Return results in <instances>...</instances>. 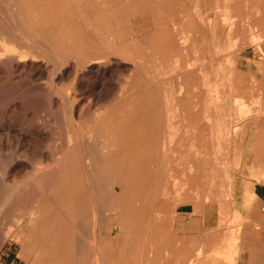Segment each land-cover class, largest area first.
<instances>
[{
    "label": "bare ground",
    "instance_id": "6f19581e",
    "mask_svg": "<svg viewBox=\"0 0 264 264\" xmlns=\"http://www.w3.org/2000/svg\"><path fill=\"white\" fill-rule=\"evenodd\" d=\"M158 1L0 0V250L9 239H20L21 235L26 240L25 247L34 251L38 264H123L121 258L118 260L115 241L112 246L105 242L106 248H110L107 251L106 245L100 243L101 233L106 230L111 234L117 228L135 234L136 241H143L140 235L150 234L146 242L155 241L164 247L167 243L160 241L161 244L158 238L161 235L166 241L171 235L167 231V222L171 223L167 217L172 216L169 210L172 200L165 196L172 197L167 192L179 189L176 182L180 179L178 174L187 179L184 181L187 184L181 181L182 191L191 185V189H196L186 190L194 194L204 185L215 184V181L210 183L213 182L211 178L220 174L228 183L221 178H216V181L228 184L227 189H224L225 184L218 185L225 190V196H230L235 191V169L230 162L232 160L233 165H238L240 160L236 156L231 159L232 155L229 157L228 154L232 145L236 148L238 145L233 142L239 138L232 142L233 136L241 135L240 153L250 145L254 163L264 159L263 119L259 124L251 122L254 125L251 130L261 128L254 136L248 133L251 123L235 126L233 123L237 122L232 118L237 107L233 109V105L236 102L234 106H237L242 96L239 99L235 97L237 102L228 95V99L222 102L216 95L222 89L221 82L218 75L210 79L204 58L201 57L202 60L194 62V65L189 62L200 55L203 25L217 26L223 36L227 28L231 29L234 20L230 19L233 18L230 10L237 0H203L194 5L203 7V12L200 17L202 23L196 24L193 31V46H187L179 27L165 37L156 32L164 25L162 18V23L156 18L161 25L159 28L156 20L143 17L144 10H140H152ZM170 1L163 0L161 5L167 3L171 8ZM175 1L172 6H176ZM175 8H171L175 15L187 14V5ZM159 10L156 7L151 13L157 16ZM176 21L179 23V19ZM155 33L160 35H156L160 37L158 41L153 38ZM218 58L215 56L212 62L218 63ZM225 65L220 66L223 71L226 70L223 68ZM220 70L217 69L218 72ZM230 72L234 77V71ZM217 74L222 77L221 72ZM227 79L226 82L229 81ZM229 84L231 82L227 84L230 88H236ZM229 87L225 89L230 91ZM244 100L238 106L243 103L244 108L248 104ZM260 102L263 105L264 101ZM30 107L35 109L33 116L36 119L29 122L33 118L28 119L24 115ZM238 110L242 111V108L238 107ZM261 112L264 114L263 110ZM44 113L45 116L42 115ZM178 134L181 135L179 139ZM185 134H189L196 144L199 142L195 149V142L190 147ZM236 148L233 147L234 151ZM205 179L210 181L205 183ZM208 188L205 186L210 194L208 191L212 189ZM186 192L183 197L187 195L188 198L190 192ZM196 194L190 203L195 204V212L201 214L204 204L197 200L199 195ZM201 194L204 195L203 191ZM215 196L208 199L213 201ZM255 196L251 192L245 193L244 204L249 197ZM178 198L177 203L179 200L185 202ZM226 198L219 210L224 215L230 214V209L223 212L226 204L229 207L233 204L231 197L228 201ZM218 199L216 197V201ZM234 210L231 223L233 217L237 219L240 215L238 210ZM158 212L161 214L157 215ZM165 212L168 213L166 222L165 219H157ZM156 219L159 223H166V227L163 224L160 230ZM221 222L219 220V224ZM260 224L264 227V217ZM229 233L236 234L233 229ZM177 236H171V241L167 238L169 249L173 250V240L175 246L183 248L184 240H188L187 244L185 242L188 246L194 238L193 234V237L185 235L187 238L182 235V241L180 235ZM250 236L241 237L242 241L262 245V251L254 260L255 264H264V228ZM152 237L155 238L151 240ZM178 238L183 242L179 246L180 240L178 244L175 240ZM238 240L234 238L231 245H237ZM140 243L132 246L135 254L139 253L138 249L142 252L150 246L147 243L148 246L142 250L146 243ZM151 248L147 249L150 251ZM145 251L148 252L144 250L139 256L144 254V257ZM133 254L130 257L135 259L137 256ZM150 254L146 256L153 259L144 258L154 262L159 259V255L156 258L155 253ZM136 260L133 262H141V258Z\"/></svg>",
    "mask_w": 264,
    "mask_h": 264
},
{
    "label": "rangeland",
    "instance_id": "374dc122",
    "mask_svg": "<svg viewBox=\"0 0 264 264\" xmlns=\"http://www.w3.org/2000/svg\"><path fill=\"white\" fill-rule=\"evenodd\" d=\"M168 1H170V0H168ZM174 1L175 0L170 1L169 5H171V8L172 9H176L175 7H178L181 4L182 5L183 4L187 5V11L185 12L187 14H183L180 17H179L178 14L175 15V13L172 11L170 6H167L168 5L167 3L161 5L163 0H159L158 3L156 4L157 10H159L161 8L159 11H157L158 15L157 16L155 15L156 17L154 16V13H151V11L153 12V10L156 7H154L152 10L142 9L140 11L144 10V13L142 12V15L146 19H148V20H152V19L156 20L155 22L158 24L159 28L161 27V25H159V24L162 23V21H164V25L162 26V29L161 28L160 29L156 28V30L158 29L159 31L160 30L161 31L159 32L157 30L156 32H158V33H160V34H162L163 36L166 37L172 31H174L177 27H179L180 28V32L185 36L187 42L189 43V44L187 43V46H189V45L193 46V43H194L193 39H195V35H194L193 31L195 30L196 24H201L202 23V20H201L200 17H201V13L203 12V7H195L194 5L197 4L199 1H203V0H176L175 1L176 6H172L174 4L173 3ZM205 1L206 2H209V1L218 2V0H205ZM236 2H237V4L233 5L231 10H230V13H231L230 15L233 16V18H234V19L233 18H230V19L234 20V24L231 27V29H230V27L226 29V32H225L224 36H223V34L221 33L220 29L217 26H211V25L210 26H204L202 24L203 25L202 27H203V30H204V34H203L204 36L202 37V40H201L202 48L199 50V54L200 55H196L195 54L196 56L194 55L195 57L191 58L190 59L191 61H189V62H191V65H194V62L196 63V62L202 60L201 57L204 58L203 61L206 64L208 63L207 66H208V70H209L210 79H212L216 75H218V78H219V81L221 82V84L223 83L222 81H224L225 86H224V84H222L223 86L220 84V88H222V89H220V93L216 94V95H219L218 96L219 98L217 96H216V98L220 99L222 102H225V100L228 99V97H227L228 95L230 96L231 99L232 98L236 99L235 97H237L239 99L241 96H242L241 99H243V97L246 99V100H244V99L243 100L245 101V104L248 103L247 105H249V106L245 105L248 108L245 107V106L243 108L242 104L244 102L241 99H239L240 102L238 104H240L241 101L243 103L240 106H238V104H237V106H234V105H236V102H235V104L233 105V109H235L236 107L238 109V107H240V108H242V111L241 110L237 111V109H235L236 110V111H234L235 115H233L234 117L232 118L234 120V121L232 120L233 122H237L236 124L233 123L235 126H241V125L244 126V125H246V122L251 123L252 121H254L253 124H255L256 122H257V124H259L262 121V119L264 121V117H263L264 114H261L262 110H263V113H264V109H263V107H264L263 106L264 105L263 101L264 100H260V99H263V97H264V93H263L264 92V54H263V51H262L263 48H264V19H262V18H264V0H263V2H262V0H249V1L248 0H237ZM238 2H239L240 6L238 5ZM260 3L262 4V6H259V5H261ZM157 5L160 6V7H158ZM253 6L255 7V9L253 8ZM169 9H170V11H169ZM261 10H262V12H261ZM149 13L153 14L152 16H154L155 19H154V17L152 18L151 14H149ZM140 14H141V12H140ZM241 14H242L241 17L243 18V20H242V18H240ZM253 14H254V16H252ZM254 17H255V19H254ZM156 18L158 19V21H161V20L162 21L159 23V22H157ZM160 18H162V19L160 20ZM176 18L179 19V23L176 21L177 20ZM248 19H249V21H247ZM253 20H256V22L259 23L260 25L258 26V24L255 21L251 22ZM183 21H184V23H183ZM191 25H193V26H191ZM256 27H258V28H256ZM252 28H254V29H252ZM250 29H252V30L250 31ZM239 30L242 33L241 32L239 33ZM158 33H155L154 36H156ZM233 33H234V35H233ZM257 35L260 36V38H257L258 37ZM153 38H155L154 39L155 41H158V39H160V37H157V36L153 37ZM203 40H204V42H203ZM157 54H158V51H157ZM215 56L219 57L218 59L220 60V61L218 60V63L216 62V64H214V62H212L213 58ZM222 61L225 62L226 65ZM209 62H210L211 65L209 64ZM220 62H222V63H220ZM221 65H225V66H223V68L226 67L225 71H223L224 69L220 68ZM227 65L230 66V67L229 66L228 67L231 68L230 70H232V72L234 71L232 73V75H234V77L230 76L231 72L228 69ZM212 66L215 67L216 69L213 68ZM218 66H219V68H218ZM217 69H218V71L221 69L220 72L222 73V77H220L221 74H217V73H220V72L217 71ZM214 71H215V73H214ZM210 72L211 73L213 72L214 74L213 73L211 74ZM227 76L233 77L234 79L233 78L231 79V78H229ZM24 77H26V76L24 75ZM225 78L226 79L228 78L227 80H229V81L226 82ZM210 79L208 78V80H210ZM230 79H231V81H230ZM225 82L227 84H228V82L229 83L231 82V84H232V82H235L236 84L233 83L234 85L232 84L233 86H231V87L236 86V88H234V89L230 88ZM25 84H27V83H25ZM231 84H229V85H231ZM225 87H229V89H231V90L227 91L228 88L225 89ZM233 91H235V92H233ZM229 93H231V94H229ZM233 93H236L237 95L236 94L232 95ZM261 94H263L262 98H261ZM259 95H260V97H259ZM32 96H34V95H32ZM248 96H249V98H248ZM257 96H258V98H257ZM33 98H35V97H33ZM257 99L260 100L263 103V105L259 104L260 101L257 102L258 101ZM38 101L39 100H37V103H38ZM236 101L238 102L237 99H236ZM226 104H227V102H226ZM259 105L263 106L262 109H261V106L259 108ZM37 107H38V105H37ZM245 108L249 110L248 113H246L248 110H246ZM250 108H251V110H250ZM258 109H260L261 111L260 110L257 111ZM28 110L26 112L27 115H24V116H27V118L29 117L28 119L33 118L31 120H28L26 118L29 122L32 121V120L35 121L36 118L34 119L35 116H33V115H35V113H34L35 109L30 107ZM243 111H244L245 114H243ZM240 112H242V115H241ZM237 113L240 114V115H238ZM257 113H259V114H257ZM42 115L45 116L46 114L44 113ZM17 116L18 115L16 114L15 117H17ZM255 119L259 120V121H255ZM253 124L251 123V126L249 125V129L250 130H248V133H250L251 136L257 135L261 131V128H259V127L257 129H255V130H251L252 126H254ZM180 134H182V133H180ZM180 134H178L179 136H177L178 139L181 136ZM185 135L188 136V140L187 141H189L188 144H189L190 147H192V145L195 142V144L193 145L194 149H195L196 146H198L199 142H198V144H196V141H194V140L191 141L192 138L189 136V134H185ZM238 136L239 135H237V137L235 136L236 139L233 136L234 139L232 140V142L237 140L238 138H239L238 139L239 141L242 139V138H240L241 135L239 137ZM249 138H250V136L248 137V139ZM174 139H176V138H174ZM178 139H176V140L178 141ZM239 141L233 142L236 145L238 144L237 148H236L235 145H232L231 149L228 150V152H229L228 154H230L229 157L232 155L231 159H232V157L235 158V156L237 157L236 159H240L239 160V164H238L239 166L238 165H233L232 160L230 162L232 164V168L235 169V170H233V174H234L233 178H234V182H235V191H234V193L232 195H230V196H225L224 195L225 190H223L222 186H224V184H225L224 189H227L226 186H228V184H226V183H228V180H226V178L225 179L222 178L223 176H221L220 174L217 175L218 177L211 178L213 182H210V183L212 184V183L216 182L215 184L210 185L209 183H207V184H209L208 186L204 185L206 182L210 181L209 179H205V183H203L204 186L201 187L203 189L200 188L201 190L199 189V191H198L199 193L200 192L202 193V191H203L204 195H202L201 193H200L201 194L200 195L195 190V192L198 193V194L195 193L196 196L199 195L198 198L196 197L197 200L198 201L200 200V203L204 204L203 209L201 211V214L200 213H196L195 212V206H194L195 204L193 205L192 203H190V201L191 202L194 201L195 197H193V196H195V194L191 193L189 191L192 194L191 195L192 197H190V195H189L190 193L186 190L189 187L188 185H187V188L185 187L186 189L184 188L187 192L185 190H184V192L182 191L183 187H181L182 186L181 185V183H182L181 181L184 182L187 179L185 180L186 177L183 174H181V175L178 174L180 176V179H183L182 177H184L183 180L178 179L177 178L178 175L176 177V179H178L176 182L178 183L179 189L176 190V188H174L172 190L173 191L176 190L177 192L175 191L174 193L178 194V195H173L174 194L173 192L170 193L172 191L170 189L169 193L167 192V194H170V195L172 194V197L171 196L170 197L173 198V199L168 197L169 195L165 196L166 199L167 198L170 199L169 201L172 200L171 204L169 203L171 205L172 209L171 208L169 209L170 206L166 203L167 206H168V209L171 211L172 216H171V218L167 217L168 213L165 212V213H163L161 215L163 217V219H162L161 216H160L161 218L157 217V219H160L161 221H164V219H165L164 222H166L167 218L170 219L169 221L171 223L167 222V224H168L167 231L169 232V234L168 233L167 234L168 235L171 234V235L170 236L167 235L168 237L165 236L164 238L167 237L168 240L171 241L172 239L170 240V237L172 236L173 238H175L174 234L178 235V236L179 235L180 236H182V235L183 236H185V235L186 236H189V235L192 236V234L194 236V235L198 234L197 236H194V238H193L194 240L196 238L195 241L193 239H191L190 243L187 246L186 244H187L188 240L186 239L187 241L186 240L183 241V239H184L183 236L182 237L179 236V238H181V239L183 238L182 241L184 242L183 245H185V247L181 248L179 246L183 242H181V239L178 238V239H175V240L177 241V244H178V242L180 240V242L178 244V246L180 248L175 246V243H173L174 242V240H173L171 243H172V245L175 248L173 247V250H172V249L168 248L169 242H166V241H168L167 238L165 239L166 241H163V239L161 238V235L159 237L162 240L160 238H158V239H159V242L162 241V243L163 242H165V244L167 243L166 245H164V247L158 246L155 241H152L153 243L151 241L148 242L149 241L148 237L150 238V236H148V235H150V234H148V235L144 234L143 236L140 235V239L143 240V241H136L135 237L137 238V236L135 234H130V233H127V232L119 231L117 228H114L112 230L111 234H108L106 230L103 232V234L101 233V235H100L101 236V240H100V236H99V240L101 242L100 241L99 242L102 243V244L103 243L105 244V242L108 241L106 244L110 243L109 246H112L111 243L113 241H115L114 248H116V251H118V260L121 258V262L123 264H133V263L137 264V262H135V261L133 262V260H136V258H137L136 261H138V259L141 258V260H140L141 262H139L138 264H142V263L145 264L144 260H146V264H153V263L154 264H158V263L159 264H255V260H254L255 256H258L260 254V252L262 251V249H263L262 245H260L258 242H248L250 244L249 245L246 241H245L246 243L244 241H242L243 239L241 237L245 238V237H248V235L250 236V234H251L250 237H252V235L255 232L263 230L264 227H263V225L260 224V221L264 217V204L261 203L256 198H250V197L248 198L247 203L244 204L243 199H244L245 193H247V192L248 193H250V192L252 193L253 187H254V185L256 183H258V182L264 183V177L262 176L263 175V171H264L263 170V168H264V159L261 162H255L254 163V157L249 151V149H251L253 147L250 146V145H249L250 147L246 146V148L241 150V153H240V146H241L240 144L241 143L239 144ZM233 147L236 148L235 151H234ZM238 148H239V151H238ZM230 152H232V153H230ZM233 152H235V153H233ZM236 152L237 153L239 152L240 155L236 154ZM238 157H240V158H238ZM235 166H238V167L235 168ZM216 178L217 179L221 178L220 179L221 181H222V179H224V181L225 182L227 181V182L225 183L223 181L224 183L223 182L221 183L220 180L216 181ZM206 180H208V181H206ZM179 181H180V183H179ZM176 182H175V184L173 183L174 186H177ZM185 183L187 184V182H184L183 184H185ZM218 184H222V186L218 185ZM213 185L217 186L219 188H217V190H216V187L214 188ZM178 186H177V188H178ZM205 186L209 187V188L212 186L213 189H215V190H213L212 187H211L210 189H212V190H209V188H208V190H209L208 192L212 196L216 195L213 198V201H212V199L211 200L208 199V198H212V196L207 193V189H205ZM170 187H172V186H170ZM189 189H191V185H190ZM193 189H196V187H194ZM193 189H191V191H193ZM204 189H205L206 194L208 196H210V197L206 198L207 196H206V194L204 192ZM211 191H214V192H212L214 194H212ZM215 191L218 193V196H217V193L215 194ZM182 192H183V195H184L185 192L189 193L188 194V198H187V195L185 197H183ZM221 192H223V193H221ZM178 196L181 197V200H183L185 202H180V200H179V203H177L178 199H180V198H178ZM202 196L204 198L200 199ZM221 196H222L223 199L221 198ZM216 197H217V199L219 197L218 201H216ZM224 197H228V198H226L227 201H228V199L231 200V198L233 200V201L232 200L230 201L231 204L233 202V204L230 205V207H229L228 204H226V206L223 209V212H226V211H228L230 209V214L226 213V214H229V216H227L226 214L224 215L222 212L220 213V211H219L221 209L220 208L221 207V203L223 202V200H225ZM185 198L189 202H187L185 200ZM206 199H208V200H206ZM165 200H164V202H167ZM205 201H207V202H205ZM197 203H199V202H197ZM166 204H164V205H166ZM166 207H162V208L166 209ZM234 209L238 210L240 215H239V217L237 219H235L233 217L234 221L231 223L230 221H231V218L233 216V210ZM236 210H234V211H236ZM175 211H176V213H175ZM193 211H194V213H192ZM159 213L160 212H158L157 215H160L162 213V210H161V213L160 214ZM175 214L177 215V216H175L176 218L173 217V215H175ZM222 214H223V216H222ZM234 214H235V212H234ZM181 216H183V217H181ZM194 218L197 219V220H194ZM157 219H156V222L159 223V221ZM219 220H220V222L223 220V222H221L219 224ZM227 222H228V224H227ZM160 223H159L160 230L164 226L163 224H165L164 227H166V223L162 222L161 223L162 225ZM226 224L228 225V227L230 229L232 228L233 231L236 232V234L231 235L229 232L232 231V229L231 230L228 229ZM10 228H12V227H10ZM10 228L9 229L7 228V230L10 231ZM168 228H169V230H168ZM214 228H216L218 231L215 230ZM220 228H222V229H220ZM240 228H241V230H240ZM246 228H247V230H246ZM14 229H13V231L17 230V229H15V230ZM164 229L166 230V228H164ZM172 229H173V232H172ZM160 230H159V232H161ZM221 231L222 232L224 231V232L222 233ZM226 231H228V232H226ZM238 231H239V233H238ZM218 232H220V233H218ZM162 233H163V235L166 234V232H164V230H163ZM172 233H174V234H172ZM157 234H156V236H157ZM159 234H161V233H159ZM104 235H106L107 237H105ZM144 236H147V237H144ZM108 237H110V239ZM112 237H113V239H112ZM142 237H144L145 241H144V239H142ZM19 238L21 240L18 239V238L17 239H15V238L9 239L7 241V243H6V245L0 250V264H38V261L36 259L34 251L32 252L31 249H28V247H25V246H27L25 244L26 240H24V238H22L21 235H19ZM154 238L152 237L151 240H153ZM234 238H239V240H238L239 242L238 243L236 242L237 245L234 244L235 247L231 245V243L233 242ZM105 239H106V241H104ZM140 239H137V240H140ZM147 239H148V241L146 242ZM240 241H242V242H240ZM136 242H137V244L140 243V242H145L146 243V244L142 243V245L144 244L143 246L140 245V246H142V248L137 246L138 248H141L142 250H143V247L145 248V245L146 246H148V245L152 246L150 251H149L150 246H148L149 249H147L148 247L146 249H144V250H148L149 253L147 251H145L144 253L145 254L147 253L146 255H149L150 252H152V254L155 253L156 256L155 255L154 256L156 258H157V255H159V259L156 260L157 263L154 262V261H148V260L153 259L151 256H150L151 258L146 256V255L144 256L146 258L148 257L149 258V259L147 258L148 260L146 258L142 257L144 254L142 256L140 254V256H141L140 257L139 253H142L144 250L142 252H140V250L138 249L139 253L136 252L137 254H135L134 253L135 251L132 250L133 249L132 246L133 245L136 246L137 245ZM185 242H186V244H185ZM147 243H148V245H147ZM171 243H170V245H171ZM243 243H244V245H243ZM102 244H100V245H102ZM154 244H156L157 246H154ZM107 246L108 245L105 246V249H107V251H110V248H109V250H108V248H106ZM137 247H135V248H137ZM157 249H160V250H158L159 254H158L157 251H155ZM101 250H102V248H101ZM131 250L133 252H131ZM174 250H176V251L174 252ZM231 251H233L232 252L233 255L231 254V256H234L232 258H231V256L228 257V254ZM132 254L136 257V258L134 257L135 259L132 258L133 256L130 257ZM35 260H36V262H35ZM142 260H143V262H142ZM148 262H151V263H148Z\"/></svg>",
    "mask_w": 264,
    "mask_h": 264
},
{
    "label": "crops",
    "instance_id": "0c3cea01",
    "mask_svg": "<svg viewBox=\"0 0 264 264\" xmlns=\"http://www.w3.org/2000/svg\"><path fill=\"white\" fill-rule=\"evenodd\" d=\"M264 54V48H263ZM252 193L255 194V198L264 204V183H256L253 187Z\"/></svg>",
    "mask_w": 264,
    "mask_h": 264
}]
</instances>
